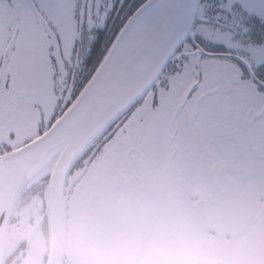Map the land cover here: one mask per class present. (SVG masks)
<instances>
[{
  "label": "snow or ice",
  "instance_id": "1",
  "mask_svg": "<svg viewBox=\"0 0 264 264\" xmlns=\"http://www.w3.org/2000/svg\"><path fill=\"white\" fill-rule=\"evenodd\" d=\"M37 177L143 264H234L238 226L264 264V0H0V183Z\"/></svg>",
  "mask_w": 264,
  "mask_h": 264
},
{
  "label": "flooded vegetation",
  "instance_id": "2",
  "mask_svg": "<svg viewBox=\"0 0 264 264\" xmlns=\"http://www.w3.org/2000/svg\"><path fill=\"white\" fill-rule=\"evenodd\" d=\"M47 179L35 182L21 196L10 221L5 264H46L50 243V215L45 199ZM64 204L66 214V243L62 264H143L144 247L116 233L107 219L109 209L92 205L78 198L75 190L65 182ZM220 231V248L234 264H252L253 248L250 241L239 238L238 233ZM209 230L217 232L215 224ZM162 249L153 248L158 254ZM190 251L202 256L200 247L177 245L168 249L181 253ZM39 258V260L37 259Z\"/></svg>",
  "mask_w": 264,
  "mask_h": 264
},
{
  "label": "water",
  "instance_id": "3",
  "mask_svg": "<svg viewBox=\"0 0 264 264\" xmlns=\"http://www.w3.org/2000/svg\"><path fill=\"white\" fill-rule=\"evenodd\" d=\"M47 187L44 192L50 215V243L46 264H62L66 243V214L64 204V184L57 177H44ZM19 183L5 181L0 183V264H5L10 221L22 194L40 179Z\"/></svg>",
  "mask_w": 264,
  "mask_h": 264
},
{
  "label": "rangeland",
  "instance_id": "4",
  "mask_svg": "<svg viewBox=\"0 0 264 264\" xmlns=\"http://www.w3.org/2000/svg\"><path fill=\"white\" fill-rule=\"evenodd\" d=\"M7 245H8V243H7ZM37 259L39 260V258L37 257Z\"/></svg>",
  "mask_w": 264,
  "mask_h": 264
},
{
  "label": "trees",
  "instance_id": "5",
  "mask_svg": "<svg viewBox=\"0 0 264 264\" xmlns=\"http://www.w3.org/2000/svg\"><path fill=\"white\" fill-rule=\"evenodd\" d=\"M40 180H42V179H40Z\"/></svg>",
  "mask_w": 264,
  "mask_h": 264
}]
</instances>
